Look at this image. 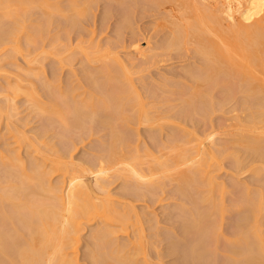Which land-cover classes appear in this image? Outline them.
<instances>
[{"label":"rangeland","instance_id":"374dc122","mask_svg":"<svg viewBox=\"0 0 264 264\" xmlns=\"http://www.w3.org/2000/svg\"><path fill=\"white\" fill-rule=\"evenodd\" d=\"M36 1H37V4H35V5H33V4L32 5H22L19 2V0H1V2H3V6H0V14H3V13L6 14L9 12H12L11 14H15V13L21 14L20 12H23L24 9H28L27 10L28 15L25 19L26 22H25L24 28H22L20 31H18V33L16 32L17 36H18L16 38L18 41L16 40L15 37H13L14 39L11 38V40L9 39L8 41L4 42L3 44L0 42V108H2L3 105L6 104L4 106L5 109H4V107H3V109H0V163H1L0 182H1V177L2 178L4 177L3 175L7 172V170L14 169L13 168L14 166H12V162H10L8 160L9 157L11 158L14 156H11L9 154V151L14 152V153L10 152L13 155H16V154L19 155L20 154L19 157L21 158L20 159L21 162L24 163V166H29V164H28L29 162L35 161L34 163L35 164L37 163V165L42 170H45L48 173H50V176H48V180H49V183L52 185L53 188L59 186V183L61 181V177H60L59 172H53V166L51 163V159H54L55 157L57 158L58 154H59V157L62 158V159L58 158L59 160H61V161L66 160V161H62V163H60L59 167H64L63 163L65 165H69V166H71V164L73 163L74 165L72 167H77V168H79L81 166L88 167L89 166L88 161H90L89 164L92 161L97 163L95 160H97L98 156L102 155L101 158L102 157L104 158V155L106 152L105 150L107 149V147H108L107 145L110 142V140H109L110 139V137H109L110 131L107 128H106L107 130H104V127L100 126L101 124L99 125L100 122H98L99 120H97V119L100 116L102 118H103V116H104V118L109 116V115H107V116L104 115V113H106V110L103 109L102 111H100V114H99L98 113L99 110H98V112L95 113V112L91 111L92 109L90 110V107H89L88 112L91 113V117L95 118L97 116V118H95L96 122L94 124H91L90 122H88L84 126L85 129H84V127L82 128L79 126H77V127H79V129L75 126L72 129V126H70L71 130L66 129V131L68 130L69 133H67L65 135L66 131L63 132L60 129L61 125L59 123H58L59 125H57V123L56 124L51 123L52 127L54 126L53 128H51V125H50L51 120L48 121L47 118L49 119V117H47V118L45 117L48 114L47 113H46V115H44L45 113L41 114L39 109H37L36 104L41 105V106H46L51 102L52 98L54 99V97H56V96L57 97L58 96L64 97L63 95L68 93V91L70 90L71 87H74L75 88V90L73 92L74 96L72 95L71 98H74L75 103H77V105H81V108H82V105H84L83 107H85L86 104L87 105L89 104L88 106H90L89 102L93 98V95H95L97 97L98 93L97 94L94 93L93 88L90 86V84L87 80L88 76H86L87 74H85L84 68L85 67L87 69L90 68L91 69L90 72L93 71L96 73V75H98L97 72H99L98 76L100 77V75L102 74V73L100 74V72L106 71L107 67L110 66V68H112L111 65L117 66L118 67L117 69H119V71H121L120 73H122V75H123V76L120 75V76H122L123 83L120 85V82H119L118 83L119 86L118 85L117 86L115 85V86L118 89L121 86H123L126 89H129L131 91V95L128 98L131 100L134 97L135 99L132 102H134V101L137 102L136 105H133L134 107H132L130 104H128V106L130 105V107H132L133 109L130 107L125 108V109H128V112L130 114H132V116L129 114V121H130V116L132 117V119H134V121L132 123L130 121L131 126L126 125L129 123V121L128 122L126 121L128 118L126 120L123 118L124 120H122L121 122H123L124 124L120 123L121 118L118 119V115H117V118L114 119V120H116V119L119 120V121L116 120V124H115V125H118V127L121 124L124 125V126L122 125V128H121V126L119 128H121L122 131L125 130L127 135L125 134V132L123 133L121 131L123 133V135L125 134V136L127 137V139H125V140L130 142L132 140V139L129 140L130 137L133 138V140L131 141L132 145H130V144H129V146L126 145L127 149L125 146L126 150L124 149V152L132 153L133 155L135 154L133 156L135 158H136V156L141 154L139 156L140 159H141V156L145 157V159L141 160L142 163H145V161L146 162L151 161L153 163V165L156 163L155 161H159V159L165 161V158H166L165 155L168 153L167 155H170L169 156L170 159L166 158V161L170 160L169 163L171 164V160L173 161L174 158L178 159L181 157L180 156L181 154L177 151L182 152L181 149L184 148V145H185L184 142L185 143H187L186 141L190 142L194 137H196V138L201 137L204 134H206V132L208 133V132L216 131L215 133H217V138H216L217 143H215V144H217L218 149L219 148L221 149V147H223L222 146V142L224 141L223 139H226V141H227V142L224 141L225 142L224 148L227 146L228 143L231 142V140H232V142L230 143L229 146H227L225 148L226 149L225 151H224V148H223V150L218 151L220 153L223 152L222 154H220V153L218 154V152L217 153L215 152L216 154L211 161L212 162L211 163L212 164L211 170L214 172L212 174H214L213 177L214 176L216 177V179H215V177H214V179L216 180V182H218V184H219V182H220V184L222 182V184L225 183L227 185L226 187H225V184L222 185L225 187L224 192L221 190L218 191V189H221V187L219 186V187H215V189H217V191H215V193L213 192L215 195L212 193V195L214 197H211V198H214V199H211V200L212 201L214 200V202H213L214 205L218 204V208H216L217 205H215V211H216V213L214 211L215 215H213L214 213L212 215L210 214L213 219L208 216L210 220L207 218L205 220L206 221L205 223L207 224V222L213 221V224H214L216 222L217 225L215 223L214 224L215 226L214 225L212 226L214 228L216 227L215 229L214 228L211 229L212 227H210L209 232L207 229H204V233H202L203 227L199 228V226L197 224H196L197 229L195 227H194V229H190V228H193V226L195 224V223L192 224L194 222L192 217H194L193 215H195V213H197L196 207H198V206L193 205L196 203H193L191 201V199H188L191 196H189L187 194H186L187 196L183 195V197L184 196L186 197V201H189V202H187L188 204L187 203L185 204V202H186L185 199H182L183 198L182 194H185V193L179 192V194H178V191H177V189H178L177 185L180 182H178V180H177V182H178V184H177L176 181H172V182H176L175 183L176 186H175V184L174 183L171 184V182L168 181L169 180L168 179L167 180L168 183L170 182V184H168L167 181L164 180L165 177H167V176H165L164 175L165 173H163L161 170H160L161 171V173H160V171L157 168H155L154 172L156 170H158L159 173L156 171L157 172L156 176L158 175L160 178H161V176H163V177L165 176L163 181L165 182V184H168V185H166V187H164V189L162 188L163 185L162 186L159 185V188L161 187V189H159V190H161V191L155 192V195L153 192V196L154 197L157 196L156 198H153V196L150 194V192H152L153 189H152V191H150V189L149 190L144 189V187H143L144 190H147V192H149L148 194L150 196L146 195L147 194L146 191H145L146 193H143L142 192L143 190L142 191L138 190L139 192H142L141 193L142 195L140 193L138 194V192L136 191L137 185L140 184L138 182V180L134 181V183L138 182L136 185V188L133 187V189H135V191L137 193L136 194L135 191L132 190V187H130V182H132L133 180L129 181V186H128V184H127L128 182L126 184L123 183L124 181H122L123 180L122 175H121L122 177H120L122 180H120V178L119 179L115 178V177H118L116 175L120 176V174H114L112 176L117 181L114 179L115 182H112L113 184H110V186H111L110 191H111V196H112V197L111 196L110 197H111L112 202H113V203L111 202L110 204H114L113 207H116V211L122 216L121 218H123V217L127 218L128 223L126 225H123L124 223H121V221H119V222L116 221L112 225V228H110V230L113 231L114 233L111 236V243L113 242L114 245H112L113 243L111 245H110V243H108L107 246L106 245L104 246V244L102 243L101 244L102 246H99V248H98L99 253H100V248L102 249V247L104 246L105 251L103 250L104 252H102V251L101 252L102 253L108 252L106 254V257H107L109 255L110 250H112V249L116 250L118 248L117 244H120V245L122 244V246L126 245L128 247L130 246L129 248L132 247V250H130L131 252H129V253L130 254L132 253L131 255H134V258L133 257L130 258L131 263L129 262L128 256H127V259L125 261L122 260L121 263H123V264H124V262H125V264H249L250 259H248L249 258L248 253L250 252L249 255L251 254L250 258H251V261L253 264H264V256H262V254H259L258 252H256L257 247L255 248L256 244L254 242V240L257 239V238L254 239L256 237L255 236L256 235L255 234L256 228H257L256 230H259V231H257L258 235H259V233H261L260 237H262V239H264V203L261 206L259 205L260 208L258 207V204L254 205V203H256V202L258 203V199L260 197L259 194L261 193V191L264 193V150H263L264 149V143H263V145H261L262 142H259L261 146H257L259 143H257V145L256 144L255 145L254 144H251V145L247 144L250 141H252L251 138H250V140L247 138L248 135L251 134V136H249V137H253L252 135H256V132L254 131L256 129H254V128L256 126L255 124H258L257 119H256V121L253 119H251L253 121L250 120V118H253V117H250V115L252 113H254V115H255V112H256V108H253L254 109L253 110V109H251V107L254 106V104H256L258 106V108L261 106L259 104L255 103V102H258L259 99L253 100V101H255V102H253L254 104L252 103L253 105L251 103H250V105L247 104L248 106L245 104H246V101H248L249 99H252V98L254 99L255 96L254 97H252V96L255 94H253L252 96L250 95L251 97H249V95H248V97L246 98L244 92H240V91H242V90H240L241 87H238L239 91L237 89V86L239 85V84H237L238 81H236V82L234 81V83L237 86L236 85H234V86L228 85L229 81L227 82L226 79L224 81H221V82H223L222 85L224 84L225 87H227V88L223 87L224 85L223 86L221 85V87H222L221 88L220 86H218L220 84L207 85L208 86L207 90H209L211 92V93L208 92L211 94L210 95L211 98H210V102L207 100L206 104L208 105L209 103L212 102L213 108H211L212 107L211 104L208 105V107L209 106H211V107L206 108V105H203L200 103V107L197 106L199 108V110L197 111L196 115H194V113L196 112L195 111L190 116L194 119L193 120L190 117H187V113H186L187 110L184 111L185 106L183 107L184 108L183 110L182 109L180 110L182 113L179 111V109L182 108V103H183L180 100L182 102L180 105L179 99H182V96L184 94L183 92L181 94V91L184 90V92H185L186 88L187 87L189 88L188 85L191 84V86H190V88H191L193 86V83H194V82L191 83V81H190L191 78H190V80L187 79V77L189 78V73H186V75H188L187 77L185 74L182 75L184 71L182 72L181 66H182V68L184 66L185 70H188V67H186V66H189V69H191L190 65H192L194 62L198 63L197 65L201 66L203 61L200 60L201 59L200 55H199L200 56V59H199L200 62L198 61L199 56H195V55L191 56L192 54L195 53L194 49H196V48L192 47L193 41H192V35L191 34H190V36H187L189 38H187V43L183 48V52L185 51V49H189L191 47V48H193V51H194L193 53H192V49H191V51L187 50L189 52V55H187L188 53L186 54V52H185L184 56H186V55L187 56L184 57L183 54H181L183 52H180V54L178 53V55H179V57H178V55L177 56L175 55V53H174L175 51L172 52L173 54H170V55L167 54L166 52H164V54L166 53V55L161 54L162 55V57H161L160 52H159L160 51L159 50L160 49L159 48L160 43L163 41L162 44L163 43L165 44V42L168 40V37H166V36L168 34L170 35V33H172L173 30L171 31V29H174V28H171V27H173V24L170 25V23H169V26H171V27H169L168 24H166L169 21L166 20L165 17L167 16V19L171 18V17H169V15L165 14V13L168 12V13H170V16L172 15V13H171V11H169L168 7L158 8V12L161 10V13H163L165 15V17H164L166 20V22H165L164 18L160 19V17H163V14H161L160 12L158 13L157 9H155V12H153V10H150V8H151L150 5H147L148 7H150L148 10H146L147 12L144 11L145 10L144 8H146L147 6H145L144 2L141 1L140 4L143 3V6H144V8H143L142 6L139 5V7H141L140 10L142 11V13L140 11H138V12L136 11L137 13L130 11L131 9L129 10L130 12L128 11V13L131 14L130 19H131L132 15L133 16L135 15L134 17L132 16V20L130 23H128L129 24V26H128V24H126V22L124 23V19H125L124 14L128 9V5L124 6L125 11H124V13H122L123 12L122 8L120 11L118 10L121 6L117 5L118 4V3H116L117 0H110L112 2L111 4H110L109 0H97L98 1L97 3L93 2L95 7L92 3V5H93L92 7H94V8L92 10V13L90 12L91 16H89V17L91 19L90 18L89 19L84 18L85 19L84 20L82 18L85 16H83L81 18L82 21L79 20L80 22L78 23V25H76V24H75L76 26L73 25L75 27L74 28L73 26L72 27L68 26L69 23L67 22V19L69 18V16L70 15L72 16V14L74 13V12L70 11V6L74 5V7L75 6L76 7H83L86 0H36ZM108 1H109V4H108ZM113 2H115V4H116V5L114 4L115 6L113 5ZM47 4L50 5L49 8H47V10H48V12H51V16H50L51 17V23L47 26V29H46L47 32L43 37L42 36L40 37L39 35H37V40H36V38L33 39V37H34V36H32L33 35L32 30L34 29L33 26L36 25V27H38L37 23L40 22V24H41V22L43 20H44L43 21V23H44L46 18H48V16H49L48 15L46 18L42 17V16H44L43 14H46L45 11H47V10L42 11L41 5L46 6ZM6 5H7V7H6ZM109 6L111 7V9L109 8ZM126 7H127V9H126ZM133 7H132V10H133ZM139 7H136V8H138L137 10H139ZM113 8H114V12H113ZM164 9L166 10L165 12H164ZM134 10H135V8H134ZM131 12L136 13V14H132ZM139 12H140V14H138ZM155 13H157V14H155ZM188 14H190V11H189V13H187V15ZM192 15H193V13H192ZM65 17H68V18H65ZM187 17H189V15ZM171 21H173L172 18H171L170 22ZM175 21H176V23L179 22L178 20H175ZM164 22H165V25L167 26L168 30H167L166 26L164 25ZM182 22H185L184 24L181 23V26L183 25L182 28H184L187 25L188 21L186 22V20H185ZM171 23H173V22H171ZM38 25H39V23H38ZM164 27H165V30H164ZM157 28H159V32H157L158 31ZM223 28H224V26H223ZM223 28L221 30L226 31L228 29L226 26L224 29ZM156 29H157V31H156ZM169 31H171V32H169ZM184 31H185V29H184ZM184 31H183V33H184ZM214 31H215V29H214ZM216 32H218V33H216ZM209 33H212V32H209ZM209 33L206 35H209ZM214 33L220 35L218 30L215 31ZM210 35H212V34H210ZM219 35H218V37H219ZM164 37H166L167 40L163 39ZM212 37H213L212 38L213 41H214V39H217V38H215L216 36H212ZM31 40H34V41L32 42V44H30L31 45V47H30L28 43L29 42L31 43ZM188 40H189V42H188ZM210 40H211V38H210ZM37 41H38V43H37ZM140 41H141V43H140ZM216 41L217 40H215L214 42H216ZM219 41H221L220 38H218L217 42H219ZM149 42H151L150 43L151 47L154 48V50L152 51V54L154 55L153 52H156V54L159 52L158 55H160V56H157L156 54H155L156 56L155 55L151 56V54H150V56L152 58L153 57H156V58L148 59L149 55H146V57H144L143 59H140V60H138V58H135V59H137L135 61V59L133 58L134 55L132 54L133 53L132 48L134 47L133 45L140 43L142 45V47L148 46L147 47L148 50L145 48L144 51H146V54H149V51H150L149 50V48H150ZM222 42H220V43H222ZM33 43H34V45H33ZM36 43H37V45H36ZM157 43H159L158 44L159 47L156 46ZM189 43H192V44H190V47H188ZM217 44L219 45V43H217ZM222 44H224V43H222ZM222 44H221V47L223 48ZM235 46H238V45H235ZM239 46H241V45H239ZM155 47L158 48V49L156 48V51H155ZM230 48H232V47H230ZM98 50H100L101 52H98ZM161 53H163V52L161 51ZM168 55H169V57L171 56L170 57L171 59H169ZM8 56H10V57L8 58ZM104 56H106V57H104ZM180 56H182V57H180ZM5 58H7V59L11 58L12 60H6ZM195 58H197L196 61H195ZM133 59H134V61H133V63H131ZM196 63H194V64L196 65ZM195 65H194V70H197V68L199 66H197V65L195 66ZM178 68L181 70L178 71L177 70ZM113 69L114 68H112V70ZM199 71H196V72H199ZM181 72H182V74H181ZM30 74L32 77L30 76ZM176 75L177 76L181 75L183 77V79L186 78L187 80L185 79V81L188 83L183 81V79L180 80L181 78L177 77ZM54 76H56L55 79H54ZM178 79L182 82H180ZM54 80H55V82H52ZM225 82H227V83L225 84ZM230 82H231V80H230ZM165 83H168L166 86H168L170 89L166 88ZM50 84L52 86L48 87V85H50ZM162 85H164V86H162ZM157 86H159L158 89L159 88L160 89L158 92H155V91H157V88L155 90V87H157ZM170 86H172V87H170ZM194 86H195V84H194ZM214 86H216L217 89L216 88L213 89ZM229 86H230V88L234 87L235 89H237L238 92H240L241 95L244 94V96H240V94L238 92H236V90L234 88H233V93H232V88L230 90L231 92L229 93L227 91L230 89V88H228ZM180 87H184L185 89L184 88L181 89ZM202 87L205 88L204 86H202ZM209 87L213 90H210ZM171 88H173V90ZM203 88H200V90H202ZM192 89L193 88H191L190 90H192ZM225 89H227V90H225ZM103 90H105V89H103ZM168 90H170L173 95L171 94V92H168ZM174 90L177 91V92L175 91L176 93L179 92L178 94H180V96L179 95L175 96V94H174L175 92H173ZM223 90H224V92L226 91L225 95H224L225 96V102L223 101L225 103L224 106L222 105L223 102H221L224 98V96L222 95ZM234 91L237 94L234 93ZM52 92H53L54 97L51 94ZM117 92H118V94H120L121 90H117ZM206 92L207 91L205 90V93ZM166 93H169V94H166ZM185 94H187V93H185ZM227 94H229V95H227ZM177 96H179V97H177ZM210 96H208V97H210ZM13 97H14V100L12 99ZM212 97H213V99H212ZM136 99H137V101H136ZM211 99H212V101H211ZM226 99H227V101H226ZM245 99H247V100H245ZM182 100L184 101L185 99H182ZM243 100H245L244 103H243ZM72 101L73 100L71 99V102ZM176 101H178V102H176ZM240 102H241V104H240ZM249 102H250V100H249ZM251 102H252V100H251ZM73 104H74V102H73ZM131 104H133V103H131ZM220 104L223 106V108L220 107ZM256 105H255V107H256ZM245 106H247V107H245ZM201 107L203 108V110L202 109L200 110ZM115 108H117V107H115ZM119 108L120 107H118V109ZM122 108L123 107H121V109ZM82 109L85 110V108H82ZM204 109L205 110L208 109L207 112ZM71 110L74 111L73 109H71ZM114 110L115 109H113V111ZM176 110H178V113L175 114V112H173L175 115L173 114V116H172V114H170V112L176 111ZM252 110H253V112H251ZM257 110H259V109H257ZM70 111L67 113H70ZM72 111H71L72 117L70 114L69 115L66 114V115H67V117L69 116V117H71V119L72 118L74 119L75 114ZM122 111L123 110H120V112H122ZM149 111H151V112H149ZM183 111L186 113V115L183 114L184 113ZM193 111H191V112H193ZM125 112H126V110H125ZM144 112H147V113L149 112V116L155 115V118H154V116L153 117L150 116L152 119H155V121L150 120V122L149 121L145 122L146 120L144 119ZM248 112H251V114ZM93 113H95V114H93ZM111 113H112V108L108 109V111H107V114L111 115ZM189 113L190 112H188V115H189ZM168 114L171 116H169ZM126 116H128V115L126 114ZM159 116H161V118L164 117V119L162 120ZM185 116L187 117V120L185 119ZM242 116L244 119H246V121L249 122V120H250L251 123L249 122L250 124H248V122L244 121ZM246 116L247 117L249 116V120H248V118H246ZM69 117H68V119H69ZM188 118H190V119H188ZM238 118L250 126L245 125L241 121H239V123L240 122L242 123V127H241V124L239 125V123H238V120H239ZM156 119L158 121H156ZM235 119H238V120H235ZM46 120L49 123L48 124L49 128L47 126ZM192 120H193V123H192ZM236 121H237V123H236ZM142 122H144V123H142ZM210 122L213 124L214 127L216 126L215 128L217 130L215 128H213V126H212V124H210ZM252 122H254V123L256 122V123L254 124ZM194 123H196V124H194ZM88 124H90L89 125L90 127L88 126ZM155 124H157L158 126H155ZM232 124L233 125L235 124L238 127L233 126ZM162 125H164V126H162ZM244 125L246 126L245 127L246 129L244 128ZM252 125H254V126L252 128H249ZM260 125H261V123L259 122V127H260ZM209 127H210V129L212 127V130L208 129ZM172 128H174V129H172ZM160 129H163V130H160ZM195 130H199V131H195ZM201 130H202V132H201ZM242 130H244L245 134H247V132L249 131L248 135L247 136L245 134L243 135L242 133H244V132ZM119 131H120V129H119ZM219 132H221V133L219 134ZM235 132L238 134L241 133V136L239 138L241 139L242 142L238 138L239 135H237ZM252 132H253V134H252ZM189 133H191V134H193V136L194 135L195 136L193 137L192 135H189ZM198 134H199V136H197ZM184 135H185V138H183ZM221 135H223V136H221ZM227 135H228V137H227ZM220 136L222 138L219 139ZM243 137H246V140L247 141L249 140V141L247 143H245ZM181 138H183V139H181ZM188 139H191V140H188ZM193 140L196 141L195 138ZM194 141H192L191 144L194 143ZM233 141H235L236 143H233ZM238 141L241 143V145L244 142L240 148H239V143H237ZM189 144L190 143H187L185 146L186 147L191 146ZM235 144L238 145V148H236L237 146ZM218 145H220V147ZM246 145L249 146V148H248L249 150H250V148L251 149L253 148L256 150H253L250 152L248 149H245ZM173 146L176 148H174ZM231 146H235V148L239 150V151L237 150L238 152H236V155H238V156H236L234 154V156H236L238 158H235L234 156H232L231 153H234L236 151V149L231 147ZM253 146H256V148H254ZM172 147L174 149H172ZM228 147H229V149H227ZM242 147H244V149H242ZM261 147H263V148H261ZM165 148H166V150L170 149V151L165 153L166 152ZM179 148H181V149H179ZM214 148L212 149L213 151L218 150V149H216V147H214ZM161 149H162V151L163 150H165V151L162 152ZM257 149L259 151H262V152H260L261 155L259 154V151H257ZM55 150H57V151L59 150L60 152H62L61 156H60V153H58L57 151L56 152L58 154H56ZM186 150H188V149L186 148ZM228 150H229V152H228ZM145 151H147V152H145ZM160 151H161V153H160ZM183 151H185V149ZM192 151H193V149L190 150V153ZM176 152H177V154H176ZM225 152H226V154L230 153L231 155L230 154L226 155ZM255 152H257L258 155L255 154ZM63 153L65 155L64 157H63ZM178 153H179V155H178ZM184 153L185 152H183L182 154H184ZM186 153H187V151H186ZM242 153L248 154V155L245 154V156L248 158H245V156ZM252 154H253V156H252ZM53 156H54V158H52ZM162 156H164V157H162ZM139 157H137V158H139ZM171 157H172V159H171ZM232 157H234L236 159V162H238L237 163L238 167H236V165L234 163L235 161ZM239 157H241V159L244 158V160L242 159L244 162L242 160L237 161V159H239ZM2 159H3V161H2L3 163L5 162L10 166L9 168L5 167L6 165L4 167L2 166V164H3L1 162ZM99 159L100 158H98V160ZM140 159L138 161H140ZM176 159H175L174 163H176V161H177ZM143 160H144V162H143ZM241 161L243 163L242 165H244L245 167L242 166L241 164H239ZM94 162H92L91 164H93ZM161 162L164 163L163 161H161ZM140 166H141V164H140ZM154 166H157V163ZM145 167H147V166L143 165V168H145ZM171 167H173V166H171ZM240 167H242V168H240ZM150 168H151V166H150ZM150 168H148V169L150 170ZM152 168H153V166H152ZM187 168H188V166H187ZM190 168H188V169H190ZM194 168H192V169H194ZM238 168H240V169L238 170ZM3 169H4V171L5 170L6 171L2 175ZM149 170L146 171V168H145V172L146 173L148 172L147 174H149V172L150 173L153 172V171H149ZM182 171L188 172L190 170L186 171L184 168V170H182ZM169 172L171 173V171H169ZM179 172H180V175H178V176L181 177L182 173H181V171H179ZM170 173H169V175H170ZM172 174H173V172L171 173V175ZM201 174L203 175V173H201ZM258 174L261 175V177ZM125 175H127V174L125 173ZM174 175L172 176V179L176 180L177 178L176 179H174V178L177 177V175H175V176ZM158 176H157V178L159 179L158 182H160L161 179ZM155 178L156 177H154V179ZM196 178H198V177H196ZM202 178H204V176ZM5 179H4V181L6 182L8 180L6 174H5ZM111 179L112 178H110V180ZM127 179H128V177H127ZM127 179H124L125 182ZM178 179H180V178H178ZM198 180H199V178H198ZM4 181L1 182L0 186L7 188L10 184L8 183L9 185H7V183H5ZM153 181H156V180H153ZM201 181L204 182L201 179L199 181L201 184H202ZM196 182H198V181L196 180ZM198 183H196L197 186L199 185ZM205 183L207 186V184H208L207 180L205 181ZM124 184L126 185V188H125ZM153 184H154V182H153ZM160 184H161V182H160ZM5 185H7V187ZM150 185H152V184H150ZM194 185L195 184L193 183V186ZM202 185L204 186V183ZM131 186H132V184H131ZM141 186H143V185H141ZM152 186H150V187H152ZM197 186H195L197 191L200 188H201L200 191H202V190L205 191L206 189L211 187V186L208 187L209 186L208 185L207 186L208 188L202 189V187L198 186L199 187L198 188ZM128 187L131 189H129ZM139 187H140V185H139ZM9 188H10V186L8 187V189ZM140 188H142V187H140ZM145 188H147V187H145ZM148 188H149V186H148ZM190 188H192V186ZM243 188H245V189L243 190ZM8 189H6L7 191L6 190L5 191L9 192L10 189L9 190ZM196 189L195 190L193 189V191L197 192ZM211 189H209V190L211 191ZM154 191H156V187L154 188ZM204 191L201 192V193L205 194V195H202V197L200 195V192H197V193L192 192V194H194V195L198 194V197H199L198 200H200V197L202 199L207 194ZM245 191H247L249 193L248 194L244 193ZM10 193H11V191H10ZM157 193L159 195H157ZM208 195H211V193ZM192 197H194V196H192ZM196 197H197V195H196ZM209 198H210V196H209ZM254 198L256 199V201H254ZM195 199H194V201H195ZM198 200L196 199L197 204H199V202L201 201L200 207H198V209L199 208L201 209V207L205 208V209H202V210L199 209L200 211L199 210H197V211H199V213H201V211H204V210H205V212H208L207 209H209L208 207L211 206L210 202H212V201H210V199H209V201H210L209 202L210 205H209V203L204 202L205 200L204 201L200 200L199 202H198ZM202 203H205V204H202ZM10 204H11V202H5V207H6V210H8V211H11V205ZM255 206L258 207L259 209L255 208ZM117 207H118V209H117ZM213 209H214V207H213ZM213 209H211V210H213ZM0 211H1V209H0ZM252 215H253L252 222H256L257 227H256V225H255V227H254V225L252 226L253 223L246 222V221H248L247 218H249L251 221L250 217H252ZM24 216L27 217L28 215H24ZM0 217H1V215H0ZM195 217H196V215H195ZM242 217L246 221L243 220V222H241ZM191 219H192V221H191ZM92 220L90 222H85L83 224V226H84V227L82 226L83 230L79 234L80 235L79 236L80 242L78 245L79 247H78L77 254L70 256V258L76 256L78 264H93V263H95V262L91 263V259L89 260V258L87 256V255H89L88 251L90 252V250H89L91 248L90 245L94 246L93 244H95L94 241L91 242L93 240V238L91 239V237H93L92 234L97 233L98 231H100L101 227L105 226V222L102 221L103 222V224H102V222H101V220H99V218H97V219L93 218ZM123 220H124V218H123ZM188 220L191 221L190 222L191 227L189 228L188 232L192 231L195 233V235H194V233L192 234V232H190L191 234L190 233L187 234L186 233L187 227H186V231L183 230V229H185V226L189 227L190 224L188 225V222H189ZM240 222L241 223H244V222L247 223L246 224V230L247 229L249 230V228L251 229L252 227H254L251 229L252 231L250 230L251 232L255 231L254 234L253 233L251 234V235H253L254 238H252L253 241L249 240V244L252 243L255 245V246L253 245V247L255 249V250L253 249V252L254 251L256 252V254L254 252V254H255L254 257L256 258V255L258 254L259 256H257V257L260 258L259 261H258L259 258L258 259L256 258L255 259L256 261H254V258L252 255L253 253H252V251H250L251 249H249V252H248V250L246 251V255H245V252H243L244 254L241 253V255H240L238 253L237 254L232 253L230 251L231 247L227 246V244L230 243L227 241H231L232 243L234 241L235 243H233L234 244L233 247L236 248V252L240 253V250H237L238 248H241V249L244 248L243 250H245V248L248 249L246 247L247 244H245L246 240L240 239L241 237L239 235V232L237 233L239 236H236L237 235L236 234V232H237L236 226L238 223V229H239V225L241 224ZM99 223L102 225H100ZM203 225H201V226H203ZM207 225H205V226H207ZM209 225H210V223H209ZM209 225L206 228H208ZM249 225H251V226H249ZM12 226L9 225L8 229L11 230L13 228ZM240 226H241L240 227V229H241L242 225H240ZM198 228H199V230L201 229L202 232H201V230L199 231ZM22 230L24 232H27V229H25V228ZM210 230H211V232H210ZM212 230H213V232H212ZM250 231H248L249 232L248 235L251 233ZM201 233H202V235L204 234L203 237H202ZM212 233H213V235H212ZM211 235L212 236L216 235V236H214L215 238L220 237L219 238L220 242H217L218 239H216V240H214L212 238L210 239L209 237ZM134 236L137 238L135 239ZM196 236L198 237V239H199V237H201L200 238L201 240H203V241L206 240L207 242H209L208 243L209 245H206L205 244V243H207L206 241L204 243L203 241L201 242L200 240L197 239L198 242L204 243V251H203V249H201V248H203V244L201 245V243H200L201 248L199 247V244L196 240ZM235 236L237 237V239L239 238L240 240L238 241L237 239H235L236 238ZM133 238L139 242L138 243L139 246H137V243H136L137 241L132 240ZM90 239H91V241H90ZM234 239L237 240V242L240 244L237 245V243ZM130 240L132 241L133 245L131 244ZM224 242H227V243L225 244ZM258 242L259 241H257L256 243H258ZM134 243L136 244V247H134ZM195 243L198 246V251L195 250V248H197L195 246L196 245ZM216 243L217 244L219 243L218 246ZM123 244H125V245H123ZM193 244L195 247L193 246ZM224 244H225V246H224ZM190 246H193L194 247V248L192 247L193 250H195L198 253L195 254L192 251L191 252L192 254H191L189 249H192V248H189ZM230 246H231V244H230ZM106 247H107V249H106ZM226 247H228V248H226ZM234 248H232V249H234ZM113 251L114 250L111 251L112 255L114 254ZM233 252H235V249ZM102 253H101V255H102ZM116 253L114 255L115 257H117ZM122 254H124V253H122ZM126 255H128V254L126 253ZM126 255H125L124 259L126 258ZM103 256H105V255L103 254ZM120 256H121V253H120ZM123 256L124 255H122L121 258ZM260 256H262L263 259H261ZM100 257H102V256H100ZM232 257H234V258H232ZM244 257L246 259H244ZM119 259H120V257H119ZM116 260L113 261V263L114 262L117 263ZM246 260L248 263L246 262ZM250 264H251V262H250Z\"/></svg>","mask_w":264,"mask_h":264},{"label":"bare ground","instance_id":"6f19581e","mask_svg":"<svg viewBox=\"0 0 264 264\" xmlns=\"http://www.w3.org/2000/svg\"><path fill=\"white\" fill-rule=\"evenodd\" d=\"M109 1H108V4H109ZM141 1L144 2L145 6L150 5L151 8L148 7V6H147L148 8L147 7L144 8L143 3L140 4ZM19 2L22 5H32V4L35 5V4H37L36 0H19ZM93 2L97 3L98 1L97 0H95V1L94 0H86V2H85L83 7H76V6L74 7V5L70 6V11L74 12L73 13L74 15L73 14H72V16L70 15L69 18L65 17V18H68L67 22L70 24V25L68 24V26L72 27L73 25L74 26L78 25V23L80 22L79 20H81V18L83 16H85V17H83L82 19H84V18L89 19L90 18L89 16H91L90 12L92 13L93 8L95 7ZM92 3L94 5V7H92L93 6ZM111 3L112 2L110 1V4ZM116 3H118L117 5L121 6V7L119 6L120 8L118 10L120 11L121 8H122V11H123L122 13H124V11H125L124 10L125 9L124 6L128 5V9L126 7L127 11L124 14V18H125L124 19V23L126 22V24L130 23L131 20H132V16L133 15L131 16V19H130V15L131 14L128 13V11L130 9H131L130 11H133V12L140 11L142 13V11L140 10L141 7H139V5L142 6L145 9L144 10L142 8L144 11H146V10H148L150 8V10H153V12H155V9H157V12H158V8H160V7L161 8H164V7L165 8L166 7L169 8V11H171L172 15L170 16V13H168V12L165 13V14H168L169 17L172 18L173 21H171V22H173V23L170 22L171 18L167 19V16L165 17V15L163 13H161V10L159 11L161 14H163V17H160V19L165 17L166 20L169 21L166 24H168V26H169V23H170V25L173 24V27H171V26H169V27L174 28V29H171V31L173 30L172 33H170V35L168 34L169 36L168 35L166 36V37H168V40H167L166 37L163 38V39L167 40V41L165 40L166 42L164 41L165 42V44L163 43L164 45L162 44V42H163L162 40L163 39L161 40L162 42L160 41L161 42L160 43V47L158 45L159 43H157L156 46H158L160 48L159 49L160 51L158 50L160 52V55L161 54L166 55V53L170 55V54H173L172 52L175 51L174 53L177 56L178 53L180 54V52H183V48H184V46L187 43V38H189L187 36H190V34L192 35V41L193 42L192 41L191 42L193 44L189 43L188 47H190V44H192V47L196 48V49H194V51H195V53L197 55L195 53L192 54L194 51H193V48H191V47L189 48L190 50L189 49H185V51L183 53H181V54H183V56H184L185 52H186V54L188 53L187 55H189L188 51H191V49H192V53H191L192 55L191 56H193V55L199 56L200 55L201 59H200V56H199L198 61L200 62V60H202L203 63H202L201 66H199V65H197L198 63L194 62V63H196L197 66H199L197 68V70H194V65H195L194 63L192 64L193 66L190 65L191 69H189V66H186V67H188V70H185L184 66H183V68H184L183 69L182 66H181L182 72L184 71L183 74H182V72H181V74L182 75H184V74L186 75V73H189V78L187 77L188 75H186V77H187L188 80H190V78H191V80H190L191 83H193V82L194 83H193V86L191 87V88H193L192 90H190L191 89L190 88L191 84H190V85H188L190 89L187 87L186 88L187 91L186 90H185V92H184V90L181 91V94L183 92L184 93L183 96L185 95L184 97L181 95L182 99H185V100L183 101L182 99H179V102H180L179 104L180 105H181L182 102L184 103V104L182 103V108H180L179 111L181 109L183 110L185 108L184 111L187 110L186 111L187 117H190L191 114H193L195 111L196 112L194 113V115H196L197 111L199 110L198 107H200V103L203 104V105H206V108L210 104L212 106V102L209 103L210 102V98H211V96H210L211 92L209 90H207V88H208L207 85L220 84L218 86L221 87V85L223 83L221 81H224L226 79L227 82L229 81L228 85L234 86V85H236L234 83V81L235 82L238 81L237 84H239V85L238 86L236 85L238 91H239L238 87H241L240 90H242V91H240V92H244L246 98L248 97V95H249V97H251L253 94H255V95H253L252 97H254V96L256 97V98L254 97V99L253 98L249 99L250 102H249V100L246 101L245 105H247V104L250 105V103L252 104L253 102H255L253 100H256V99L258 100L259 99L258 102H255V103H257V104H259L261 106V107L258 108V106L256 104H254V103H253L254 106H252L253 104L251 105L252 107L250 106L251 109L256 108V112H255L256 116L254 115V113L251 114V112H253L254 109L251 112H248V113L251 114L250 117H253V118H250V120L253 119V120L256 121V119H257L258 120L257 121L258 124H255L256 122L255 123L252 122V123H254L256 126L257 125L258 126L257 127L255 126V128H254V129H256V130H254L256 132V135H252L253 137H249V136H251V134L248 135L249 131L247 132V134H245L244 130H242L244 132L242 134L243 135L245 134L246 136L248 135L247 138L249 140L251 138L252 141L247 143L249 140L247 141L246 137H243V139H244L245 143L250 144V145L251 144H254V145L256 144L257 145V143H259V142H262L261 145H263V143H264V0H117ZM0 4H1L0 6H3V2H1V0H0ZM114 4H115V2H113V5ZM49 6L50 5H48V4L46 6L45 5H41L42 11L47 10V8H49ZM6 7H7V5H6ZM132 7H133V10H132ZM136 7H139V10H137L138 8H136ZM109 8L111 9L110 6H109ZM134 8H135V10H134ZM27 10L28 9H24L23 12H20L21 14H19V13L16 14L15 13L16 15L15 14H11L12 12H9V13H6V14H4V13L0 14V42L2 44L4 42L8 41L9 39L11 40V38H13V37H15V38L18 37L17 36L18 31H20L22 28H24V25H25V22H26L25 19H26L27 15H28V11ZM165 11L166 10L164 9V12ZM189 11H190V14H188L189 17H187L188 16L187 13H189ZM113 12H114V8H113ZM140 12L138 14H140ZM45 13L46 14H43L44 16H42V17L46 18L49 15L48 16V18H49L51 16V12H48V10L45 11ZM136 13H132V14H136ZM192 13H193V15H192ZM155 14H157V13H155ZM48 18H46L44 23H43L44 20L41 22V24H40V22H38L39 23V25L37 23L38 27H36V25L33 26V28H34L32 30V34H33L32 36H34L33 39L36 38V40H37V35H39L40 37L41 36L43 37L46 34L47 26L51 23V17L49 19ZM165 18H164V20H165ZM173 18L174 19L176 18L175 20H178L179 22L177 21L178 23H176V21ZM166 20H165V22H166ZM185 20H186V22L188 21L187 25L184 28H182L183 25L181 26V23L184 24L185 22H182V21H185ZM165 22H164V25H165ZM128 26H129V24H128ZM223 26H224V28L226 26L228 28L227 29L228 31L226 29H225L226 31L221 30L223 28ZM166 28H167V26H166ZM157 29H158V31H157ZM157 29H156V31L159 32V28H157ZM184 29H185V31H184ZM214 29H215V31L218 30L220 35L216 34L218 32L214 33L215 32ZM164 30H165V27H164ZM167 30H168V28H167ZM171 31H169V32H171ZM183 31H184V33H183ZM207 32L208 33L212 32V33H209V35H206V34H208ZM210 34H212V35H210ZM218 35H219V37H218ZM212 36H216L215 38H217V39H214V41L215 40L218 41V38H220L221 41L214 42L213 39H212L213 38ZM209 37L211 38L212 41L210 40ZM16 40H17V38H16ZM33 41L34 40H31V43L30 42L28 43L30 47H31L30 44H32ZM188 42H189V40H188ZM220 42H222L224 44H222ZM37 43H38V41H37ZM37 43H36V45H37ZM140 43H141V41H140ZM140 43H137V44L133 45L134 47L132 46L133 47L132 48L133 49V53L132 54L135 56V57L133 56V58L134 59L138 58V60H140V59H143L144 57H146V55H149V57L148 56L147 57H148V59H151L152 58L151 56H154L156 54V52H153L154 55L152 54V51L154 50V48L151 47V44H150L151 42H149V46L151 48V49L149 48V50H150L149 54H146V51H144L145 48L147 49L148 46L147 47H142V45ZM217 43H219V45ZM221 44H222L224 49L221 47ZM33 45H34V43H33ZM235 45H238V46L241 45V46L238 47V46H235ZM230 47H232V48H230ZM156 48L157 47H155V51H156ZM161 51L163 53H161ZM98 52H101V51L98 50ZM159 52L156 54L157 56H160V55H158ZM164 52H166V53L164 54ZM150 54H151V56H150ZM169 55H168V57H169ZM186 56H184V57H186ZM9 57L10 56H8V58ZM104 57H106V56H104ZM161 57H162V55H161ZM170 57H169V59H171ZM178 57H179V55H178ZM180 57H182V56H180ZM153 58H156V57H153ZM5 59L6 60H12L11 58L10 59L5 58ZM134 59L132 60L131 63H133ZM136 60L137 59H135V61ZM196 60H197V58H195V61ZM111 67L114 68V69L112 70V68H110V66H109V67L106 68V71L100 72V74L102 73L100 75V77L98 76L99 72H97L98 75H96L95 72H93V71L90 72L91 69L89 67H88L89 69H87L86 67L84 68L85 69V74H87L86 76H88L87 80H88L90 86L93 88L94 93H96V94L98 93L97 97L95 95H93V98L89 102L90 106H88L89 104L88 105L86 104L85 107H83L84 105H82V108H85V110L81 108V105H77V103H75L74 98H71L72 95L74 96V94H73V92L75 90L74 87L70 88L71 91L69 90L70 92L68 91V93L65 94L66 96L65 95H63L64 97L61 96L62 98L59 97V96H58L59 98L57 96H56L57 98L54 97L53 96V92H52L51 94L54 97V99L52 98L51 102L48 105H46V106H41V105H37L36 104V107H37V109H39L41 114L45 113L44 115H46V113H47L49 115V116L46 115L45 117L46 118L49 117V119L47 118L48 121L51 120L50 125H51V123L52 124L53 123H55V124L57 123V125L60 124L61 125L60 129L63 132H65L66 129H70L71 128L70 126H72V129H73L74 126L75 127L79 126V127L83 128L88 122H90L91 124H94L96 122L95 118H97V116L95 115L96 116L95 118L91 117V113L88 112V110H89L88 108L89 107H90V110L92 109L91 111H93L95 113L98 112V110H99V112H98L99 114H100V111H102L103 109L106 110V113H104L105 111L103 113H104V115H106V116L109 115V116H107L105 118H104V116H103V118L101 116L100 117L98 116L99 118L97 119V120H99L98 122H100L99 125L101 124L100 126L104 127V130L109 129V131H110V135L108 134L109 137H110V139H109L110 142L107 145L108 146L107 149L105 150L106 152H105L104 158L103 157L101 158L102 155L100 154L101 156H98V158H100V159L98 160V158H97V160H95L97 163H95L94 161L91 160L94 163L91 164L92 163L91 162L89 164L90 161H88V165H89V166L87 165L88 167H85V166H81V167L78 166L79 168L72 167L74 165L73 163L71 164V166L65 165L63 163L64 167H59L60 163H62V161H66V160H62V161L59 160L58 158H60V157H59L58 153H60V156H61L62 152H60L59 150L58 151L55 150V152L56 151L58 152V153L56 152V154H58V157L54 158V156H53L52 158H54V159H51V163H52V166H53V172H59L60 177H61V181L59 183V186L53 188L52 185L49 183V180H48V176H50V173H48L45 170H42L37 165V163L36 164L34 163L35 161L34 162L32 161L33 162L32 163V162H29L30 161L29 160L28 161L29 162L28 163L29 166H24V163L21 162V160H20L21 159L19 157L20 154L19 155H17V154L13 155L11 153H14V152L9 151V154L11 156H14V157H11L12 159L9 157L10 155L8 156L11 159L10 160L8 158V160L10 162H12V166H14L13 167L14 169H12V170L9 169L10 171L7 170V172L9 171L8 173L7 172L5 173V171H6V170L4 171L5 168L3 169L2 175L5 173L7 175V178H8V180L6 182L4 181L5 174L3 175L4 176L3 178L1 177V182L4 181L5 183H7V185L10 184L9 185L10 186L9 189H10L12 194L10 193V191L6 192L7 191L6 189H8L9 186L7 187V185H5L7 188H4V187L0 186V207H1L0 208L1 209V211H0V213H1L0 214L1 215V217H0V264H78L77 257L74 256V257L70 258V256L77 254L78 247H79L78 245H79V242H80V239H79L80 235L79 234L83 230V228H82L83 224L85 222H90L93 218H95V219L99 218V220H101V222L102 221L105 222V226L101 227L100 231H98L97 233L92 234V236H93V237H91V239L93 238L92 241L90 239L91 242L94 241V243H95V244H93L94 246L90 245V247H91L89 249L90 252L88 251L89 255H87L89 260L91 259V263L95 262L96 264H123L121 262H122V260L125 261L127 259V256H128L129 262L131 263L130 258L131 257L134 258V255H131L132 253L130 254L129 252H131L130 250H132V247L129 248L130 246L128 247L125 244H123L125 246H122V244L121 245L117 244L118 248L116 247L117 248L116 250L112 249V250H114L113 251L114 252L113 255L111 254L112 250L109 251V255L107 257H106V254L108 252L107 253H102V252L105 251L104 250L105 249V247H104L105 245L107 246L108 243H110V245L113 243V242L111 243V236L113 235L114 232L110 230V228H112V225L116 221H118V222L121 221V223H124L123 225H126L128 223V219L127 218L123 217L124 220H123V218H121L122 216L116 211V207H113L114 204H110L112 202L110 184H113L112 182H115L114 181L115 178L119 179L120 177L123 176V178H122L123 180L121 178H120V180L124 181L123 183H125V184L128 182L127 183L128 186H129V181L133 180L132 182H130V187H132L133 191H135V189H133V187L136 188V185L139 182L140 184H138L137 188H136V191L138 192V194L139 193L141 194L142 192L146 193L147 190H144V189H148V190L150 189V191H152V189H153V191L150 192V194L152 196H153V192H154V195H155V192L161 191V190H159V189H161V187L159 188V185L160 186L163 185L162 188L164 189V187H166V185L170 184V182H171V184H173V183L175 184L177 182V180H178V182H180L179 184L177 182V184H178L177 185L178 194H179V192H181V193H185V194H182V197H183V195L191 196L188 199H191V201L193 203H196V204H193V205H196L198 207H200V204H201L200 200H203V201L205 200L204 202L209 203L210 201H212L211 199H214V198H211V197H214L212 195V193L213 192L215 193V191H217V189H215V187H219L220 186L221 189H218V191L221 190V191L224 192L225 187L227 185L224 183L225 187L222 186V185H224V184H222V182H221V184L219 182V184H220L219 185L218 182H216V180H215L216 177L214 176L215 179L213 177L214 174H212V173H214V172L211 170V167H212V164H211L212 162L211 161H212V159L214 158L215 154L218 151L223 150L224 144H225V142H227L226 139H223L225 141V142L224 141L222 142V146L223 147H221V149L220 148L218 149L217 148V144H215V143H217L216 142L217 141V139H216L217 138V133H215L216 131L208 132V133L206 132V134H204L201 137H197V138L194 137L195 135L193 136V134L189 133V135H192L196 139V141L193 140L194 138L192 140L188 139V140H191V141L190 142L186 141V142L190 143L189 145H191V146L193 145L192 147L188 146L189 148L185 146L187 143L184 142V144H185L184 148H182V149L179 148V149H181L182 152L177 151V152H179L181 154L180 155L181 157L178 158L179 157L178 156L177 157L178 159L174 158L173 161L171 160V164L169 163L170 160L166 161V158L170 159V157H169L170 155H167L168 154L167 152H169L170 149L166 150V148H165V150H166L165 153H167L166 154L167 156L165 155V157H166L165 161L166 162L164 160H160V159H159L160 162L159 161H155L157 163V166L158 167L160 166L159 168L157 166H154V165H156L155 162H154L155 163L154 165H153V163L151 161H148V162L145 161V163H142L141 160L145 159V157L141 156V159H140L139 156L141 154H139L135 158V157H133L135 154L133 155L132 153L124 152V149H125L126 145L127 146H129V144L132 145L131 141L133 140V138L129 136L130 137L129 140L132 139L130 142L125 140V139H127V137L125 136L126 132H125V130L122 131V129H121L122 125L124 124L121 121L124 120V119L126 120L127 118L128 119L126 121L127 122L129 121V114L130 113L128 112V109H125V108H129L130 105L132 107H134L133 105H136L137 102H135V101L132 102L135 99L133 96H132L133 98L131 100L128 98L131 95V91L129 89H126L123 86L119 87V89L116 87L119 82H120V85L123 83V79H122L123 75H122V73H120L121 71H119V69H117L118 68L117 66L111 65ZM181 69L178 68L177 70L180 71ZM196 71H199V72H196ZM120 75H122V76H120ZM30 76H31V74H30ZM55 77L56 76H54V79H55ZM177 77H180L181 78L180 80L183 79V77L181 75L177 76ZM185 79L186 78H184L183 81H185ZM230 80H231V82H230ZM52 82H55V80L52 81ZM180 82H182V81H180ZM227 82H225V84ZM168 83H165V86ZM186 83H188V82H186ZM194 84H195V86H194ZM50 86H52V85L51 84L48 85V87H50ZM162 86H164V85H162ZM172 86H170V87H172ZM202 86H204L205 88H203ZM230 86L228 88H230ZM158 87L159 86L155 87V90L157 88V91H155V92L159 91L160 88L158 89ZM223 87H225V85ZM166 88H169V87L166 86ZM180 88L182 89L184 87H180ZM200 88H203V89L200 90ZM215 88H216V86H214L213 89H215ZM225 88H227V87H225ZM231 88L229 90H227V89H225V90H227L230 93L231 92L230 91ZM233 88H232V93H233ZM103 89H105V90H103ZM171 89L173 90V88H171ZM213 89L210 88V90H213ZM237 89H235L236 92H238ZM117 90H121V93L118 94ZM205 90L207 91L206 93H205ZM175 91L176 90H174L173 92H175ZM168 92H171V91L168 90ZM176 92L174 93L175 96L176 95L180 96V94H178L179 92L178 93H176ZM208 92H210V93H208ZM225 92H224V90L222 91V95L223 96L225 95ZM236 92L234 91V93H236ZM240 92H238V93L240 94ZM185 93H187V94H185ZM166 94H169V93H166ZM171 94H172V92H171ZM244 94L243 95L240 94V96H244ZM227 95H229V94H227ZM179 96H177V97H179ZM208 96H210V97H208ZM12 99L14 100V97ZM71 99L73 100L72 102H71ZM212 99H213V97H212ZM212 99H211V101H212ZM207 100L209 101L208 105L206 104ZM245 100H247V99H245ZM245 100H243V103L245 102ZM251 100H252V102H251ZM136 101H137V99H136ZM223 101L225 102V96H224V98H223V100L221 102H223ZM226 101H227V99H226ZM73 102H74V104H73ZM176 102H178V101H176ZM224 102L222 104L223 106L225 104ZM131 103H133V104H131ZM128 104H130V105L128 106ZM240 104H241V102H240ZM5 105H3V107ZM222 105L220 104L221 108H223ZM255 105H256V107H255ZM211 106H209V107H211ZM247 106H245V107H247ZM3 107L0 108V109H3ZM115 107H117V108H115ZM118 107H120V108L118 109ZM121 107H123V108L121 109ZM132 107H130V108H132ZM202 107L200 108V110L201 109L203 110ZM70 108L73 109L74 111H72ZM107 108L108 109L112 108L111 115L107 114V111H108ZM211 108H213V106ZM4 109H5V107H4ZM113 109H115V110L113 111ZM257 109H259V110H257ZM70 110L75 114V116H74L75 118L74 119L73 118L71 119L72 113H71ZM120 110H123V111L120 112ZM125 110H126L127 113L125 112ZM207 110H205V111L207 112ZM69 111H70V113H67ZM191 111H193V112H191ZM149 112H151V111H149ZM149 112L148 113L144 112V119L146 120L145 122H147V121L150 122V120H154L155 121V119L151 118L153 116L155 118V115H150L151 116L150 117L149 116ZM173 112H175V114H177L178 110L171 111L170 114H172V116L174 114ZM188 112H190L189 115H188ZM95 113H93V114H95ZM186 113L184 112L183 114L186 115ZM66 114H68V115L70 114L71 117L68 116L69 117V119H68ZM126 114L128 116H126ZM117 115H118V119L121 118L120 123H123V124L120 125L121 128H119L120 126L118 127V125H115L116 124V120L119 121L118 119L114 120L115 118H117ZM130 115L132 116V114H130ZM131 116H130V121L132 123L134 121V119H132ZM169 116H171V115H169ZM159 117L161 118V116H159ZM187 117L185 116L186 120H187ZM190 118L193 119L192 117H190ZM190 118H188V119H190ZM242 118H243V116H242ZM246 118H248V120H249V116L248 117L246 116ZM157 119H156V121H158ZM161 119L163 120L164 117L161 118ZM238 119H235V120H238ZM193 120H192V123H193ZM250 120H249V122H250ZM253 120H251V121H253ZM48 121H47V126L49 128ZM130 121H129V123H130ZM239 121H241V120L239 119L238 123H239ZM244 121H246V119H244ZM241 122L243 124H245V125H248V124L251 123V122L249 123L248 121H246V122H248V124L244 123L243 121H241ZM241 122L239 123V125L241 124V127H242V123ZM259 122L262 125V126L260 125V127H259ZM129 123L128 124L125 123V124L128 125V126L129 125L131 126V123L130 124ZM142 123H144V122H142ZM236 123H237V121H236ZM194 124H196V123H194ZM210 124H212V123L210 122ZM235 124L234 125L232 124V125L233 126H237ZM89 125L90 124H88V126ZM245 125H244V128L246 127ZM155 126H158V125L155 124ZM162 126H164V125H162ZM212 126H213V124H212ZM248 126H250V125H248ZM253 126L254 125H252L249 128H252ZM53 127L51 125V128H53ZM79 127H77V128L79 129ZM215 127L213 126V128H215ZM84 129H85V127H84ZM119 129H120V131H119ZM172 129H174V128H172ZM208 129H210V127ZM160 130H163V129H160ZM210 130H212V127H211ZM121 131L123 133L125 132V134L123 135V133ZM195 131H199V130H195ZM201 132H202V130H201ZM253 132H252V134H253ZM67 133H69L68 130L66 131L65 135ZM220 133L221 132H219V134ZM236 134L239 135L238 138L241 136V133L240 134L236 133ZM197 136H199V134ZM221 136H223V135H221ZM221 136L219 137V139L222 138ZM227 137H228V135H227ZM183 138H185V135L183 136ZM183 138H181V139H183ZM192 141H194L195 144L194 143L191 144ZM240 141H241V139H240ZM231 142H232V140H231ZM230 143H228V144L226 143L227 146H229ZM233 143H236V142L233 141ZM237 143H239V148H240L243 145L244 142L242 143V145H241V143L239 141ZM235 145L237 146L236 148H238V145L237 144H235ZM261 145L259 143L257 146H261ZM127 146H126V149H127ZM218 146L220 147V145H218ZM173 147H172V149L176 148V147H174V148ZM214 147H216V149H218V150L217 151H213L212 149ZM231 147L235 148V146H231ZM244 147H242V149H244ZM253 147L256 148V146H253ZM186 148L188 150H186ZM225 148H224V151L226 150ZM248 148H249V146L246 145L245 149H248ZM261 148H263V147H261ZM184 149H185V151H183ZM192 149H193V151L190 153V150H192ZM227 149H229V147ZM165 150H163V151H165ZM237 150L238 149H236V151L234 150L235 151L234 153H231L232 156H234V154L236 155V152L239 151V150L238 151ZM253 150H256V149H253V148L251 149L250 148L249 151L251 152ZM161 151H162V149H161ZM161 151H160V153H161ZM186 151H187V153H186ZM257 151H259V150L257 149ZM145 152H147V151H145ZM177 152H176V154H177ZM183 152H185L186 154L185 153H184L185 155L182 154ZM228 152H229V150H228ZM260 152H262V151H259V154L261 155ZM179 153H178V155H179ZM219 153L220 152H218V154ZM222 153L223 152H221L220 154H222ZM225 154H226V152H225ZM229 154L230 153H228L226 155H229ZM245 154H243V155L245 156ZM255 154L258 155L257 152H255ZM246 155H248V154H246ZM64 156L65 155L63 153V157ZM236 156H238V155H236ZM236 156H234V157L238 158ZM252 156H253V154H252ZM137 157H139V158H137ZM162 157H164V156H162ZM234 157H232V158L235 161L234 163H235L236 167H238L237 166L238 162H236V159ZM241 157H239V159H237V161L238 160H242V159L244 160V158L241 159ZM245 158H248V157L245 156ZM60 159H62V158H60ZM139 159H140V161H138ZM171 159H172V157H171ZM175 159L177 160L176 163H174ZM2 161H3V159L1 160V162ZM161 161H163L164 163H162ZM242 161L239 164L242 165L243 164ZM143 162H144V160H143ZM140 164H141L142 167L140 166ZM143 165L147 166V167H145L146 171L149 170L148 168H150V166H151V168L153 166V168H152L153 170L150 168L149 171H153L154 172V169L157 168L159 171L161 170L163 173H165L164 175L167 176V177L164 176L165 177V179H164L163 176L160 175L161 176V178H160L157 175L161 179L160 180L161 184H160V182H158L159 179L156 176L158 170H156L157 172L156 171L154 173L153 172L152 173L149 172V174H147L148 172L147 173L145 172V168H143ZM2 166L3 167L5 166L7 168L10 167L5 162L2 164ZM171 166H173V167H171ZM187 166H188V168H190L191 166L192 167L190 169H188ZM242 166H244V165H242ZM0 167H1V163H0ZM183 167L185 168L186 171L187 170H190V171H188V172L182 171V170H184ZM192 168H194V169H192ZM240 168H242V167H240ZM240 168H238V170ZM161 171H160V173H161ZM169 171H171V173L173 172V174L171 175V173ZM179 171H181V173L183 174V175L181 174V177L178 176V175H180ZM174 172L175 173L177 172V173L175 174ZM125 173L127 175H125ZM169 173H170L171 176L169 175ZM201 173H203V175ZM114 174H120V176L116 175L118 177L114 176L115 178H113L112 175H114ZM174 174L177 175V177L174 178V179L177 178L176 180L172 179V176ZM124 176L125 177L127 176L128 179H127V177L125 178ZM203 176L208 182L207 186L208 185H209L208 187L211 186L210 188H208L206 186V183H205L206 180L204 178H202ZM259 176L261 177V175H259ZM154 177H156L157 179L156 178L154 179ZM196 177H198L199 180ZM110 178H112V179L110 180ZM178 178H180V179H178ZM124 179H127L128 181L126 180V182H125ZM163 179L166 180V181L169 179L168 181H170V182L168 183V181H167L168 184H165ZM201 179L204 181V182L201 181L202 184L204 183V186L199 182ZM135 180H138V182L134 183ZM153 180H156L158 183L156 181H153ZM196 180L199 183L196 182ZM172 181H176V182H172ZM1 182H0V184H1ZM153 182H154V184H153ZM193 183L195 184L194 186H193ZM196 183H198L199 184L198 186L202 187V189L203 188H205V189L208 188V189H206L205 191L204 190L200 191V189H201L200 188L197 191V189L195 187V186H197ZM131 184H132V186H131ZM150 184H152L153 186L150 185ZM139 185L142 188H140ZM141 185H143V186H141ZM148 186H149V188H148ZM150 186H152V187H150ZM154 186L156 187V191H154V188H155ZM175 186H176V184H175ZM191 186H192V188H190ZM143 187H144V189H143ZM145 187H147V188H145ZM125 188H126V185H125ZM129 189H131V188H129ZM193 189L194 190L196 189L197 192H200L201 197H202V195H205V194H203L201 192L204 191L205 193H207L206 196H205L206 198L203 197L201 199V197H200V200H198V198H199L198 194H195V195L192 194V192L193 193H197V192H194ZM209 189H211V191ZM244 189L245 188H243V190ZM138 190L139 191L143 190V191L139 192ZM136 191H135V193H136ZM148 193L149 192H147L146 195H149ZM210 193H211L212 196L208 195ZM244 193L248 194L249 192L245 191ZM262 193L263 192L261 191V193L259 194L260 197L258 196L259 197L258 203L257 202L254 203V205L258 204V207H259V205L261 206L264 203V193L263 194ZM157 195H159V194L157 193ZM196 195H197V197H196ZM185 196L182 199H185V201H186V197ZM192 196H194V197H192ZM209 196H210V198H209ZM156 197L153 196V198H156ZM195 198L198 200V202L200 201L199 204H197V201H196ZM194 199H195V201H194ZM209 199H210V201H209ZM254 201H256L255 198H254ZM5 202H11V204H10L11 205V211L6 210ZM187 202H189V201H186L185 204ZM213 202H214V200L212 202H210L212 207L211 206L208 207L209 208V209H207L208 212H205V210H204V211H201V213H199L200 210L205 209V208L201 207V209L199 208L200 209L199 210L198 207L195 206L197 208L196 212L199 215L197 213H195L196 217H195V215H193L194 217H192V219L194 220V222L192 224L195 223L193 228H190L191 227L190 222L192 221V219H191V221L188 220L189 221L188 225L190 224L189 227L185 226V229H183L184 231H186V227H187V231H186L187 234L192 232V231L188 232L189 228L190 229H194V227H195L197 229V225L199 226V228L203 227L202 228L203 232L200 229L202 233H204V229H207L208 232H209V228L212 227L216 223L215 222L213 224V221H209L210 220L209 217L212 218L211 215L215 211V205H217L216 208H218V204L214 205ZM210 203H209V205H210ZM202 204H205V203H202ZM213 207H214V209H213ZM258 207L255 206V208H258ZM117 209H118V207H117ZM211 209H213V210H211ZM197 210H199V211H197ZM215 213H216V211H215ZM215 213L213 215H215ZM24 215H28V216L26 217ZM207 218L209 219L208 220L209 222H207V224L209 225V223H210L208 228H206L208 225L205 223L206 222L205 220ZM250 218H251V221H250L249 218H247L248 221H246L242 217V219H241L242 221L241 222H243V220H245L246 222L253 223L252 226L254 225V227H255V225H256V227H257V223L256 222H252L253 215ZM103 222H102V224H103ZM102 224H100V225H102ZM246 224L247 223H245V222L241 223L240 225H242V228L240 229L241 226L239 225V229H238V223H237V226H236L237 232H236V234L239 232V235L241 237L240 239L241 240H246L245 244H247L246 247L248 249L245 248V250H243L244 248L243 249L238 248L237 250H240V253L236 252V248L233 247L234 246L233 243H235L233 240H232L233 243L231 241H227V242H230V243L227 244V246L231 247L230 251L232 253H235V254L238 253L240 255L243 252H245V255H246V251L248 250V252H249V249H251L250 251H252V253H253L252 255H253L254 261H256L255 259L259 258V257H257V256H259L258 254L256 255V258L254 257L256 252H258L259 254H262V256H264V243H263L264 239H262V237H260L261 233H259V235H258L257 231H259V230H256L257 228L255 229L256 232L254 231L255 234H256L255 235L256 237L254 238L253 235H251L252 233L254 234V232H251L252 231L251 229L254 228V227H252L251 229L248 227L249 230L248 229L246 230ZM9 225H11V226L13 225L12 226L13 228L11 230L8 229ZM201 225H203V226H201ZM205 225H207V226H205ZM216 225H217V223H216ZM249 226H251V225H249ZM24 228L27 229V232H24L22 230ZM199 228H198V230H199ZM213 228L214 227H212L211 229H213ZM248 231L251 232L249 235H248V233H249ZM210 232H211V230H210ZM212 232H213V230H212ZM193 233L194 232H192V234ZM202 233H201V235H202ZM194 235H195V233H194ZM203 235H202V237H203ZM212 235H213V233H212ZM212 235L209 237L210 239L211 238L214 239V240L218 239L217 242H220V240H219L220 237L219 238H215L214 236H216V235H214V236H212ZM239 235L237 234L236 236H239ZM197 236H196V240L198 239ZM136 238L137 237H135V239ZM200 238L201 237H199L198 240H200L202 242L203 240H201ZM252 238H254V239L257 238L256 240H254L256 246L254 244H252L251 242H250L251 244H249V240H252ZM135 239L133 238L132 240L137 241ZM235 239H237V237ZM240 239L238 238L237 240L239 241ZM198 240H197V242H198ZM237 240H235V241H236V243L238 245L240 243H238ZM205 241H203V242L205 243ZM257 241H259V242L256 243ZM130 242L132 244L131 240H130ZM201 242H198L199 247H200V243ZM227 242H224V243L226 244ZM102 243L104 244V246H103L104 248L103 247H102V249L100 248V253H99V249L98 248H99V246H102L101 245ZM136 243H137V246H139L138 245L139 242L137 241ZM204 243H201V245L203 244V248L200 247L201 249H203V251H204ZM208 243L209 242H207L205 244L209 245ZM218 244H217V246H218ZM225 244H224V246H225ZM230 244H231V246H230ZM112 245H114V243ZM253 245L255 246V248L257 247L256 248V252L254 251L255 254L253 252V249H254ZM193 246H194V244H193ZM193 246H190L189 248H192ZM195 246L197 247V248H195V250L198 251L197 244ZM134 247H136L135 243H134ZM193 248L189 249L190 253L192 251L195 254L198 253L195 250H193ZM226 248H228V247H226ZM232 248L235 249V252H233L234 249H232ZM106 249H107V247H106ZM101 253H102V255H101ZM115 253H116L117 257L114 256ZM120 253H121V256L124 255L122 258L120 256ZM122 253H124V254H122ZM126 253L128 255H126ZM249 253H248V257H249L248 259H250L249 261L251 262V264H253L252 261H251V258H250L251 254L249 255ZM103 254L105 256H103ZM125 255H126V258L124 259ZM100 256H102V257H100ZM262 256H260L261 259H263ZM119 257H120V259H119ZM245 257H244V259L247 258V257L246 258ZM232 258H234V257H232ZM115 260H116L117 263H115V262L113 263V261H115ZM247 260H246V262H247ZM259 260H260V258L258 259V261ZM250 262H249V264H250ZM95 263H93V264H95ZM124 264H125V262H124Z\"/></svg>","mask_w":264,"mask_h":264}]
</instances>
